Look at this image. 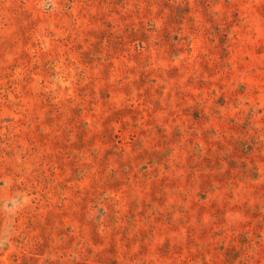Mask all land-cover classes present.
I'll use <instances>...</instances> for the list:
<instances>
[{"label": "rangeland", "instance_id": "374dc122", "mask_svg": "<svg viewBox=\"0 0 264 264\" xmlns=\"http://www.w3.org/2000/svg\"><path fill=\"white\" fill-rule=\"evenodd\" d=\"M0 264H264V0H0Z\"/></svg>", "mask_w": 264, "mask_h": 264}]
</instances>
